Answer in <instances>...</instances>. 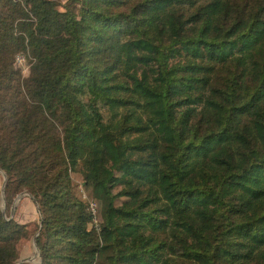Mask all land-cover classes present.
Wrapping results in <instances>:
<instances>
[{"label":"trees","instance_id":"obj_1","mask_svg":"<svg viewBox=\"0 0 264 264\" xmlns=\"http://www.w3.org/2000/svg\"><path fill=\"white\" fill-rule=\"evenodd\" d=\"M0 170L41 264H264V0H0ZM29 236L0 204V264Z\"/></svg>","mask_w":264,"mask_h":264},{"label":"rangeland","instance_id":"obj_2","mask_svg":"<svg viewBox=\"0 0 264 264\" xmlns=\"http://www.w3.org/2000/svg\"><path fill=\"white\" fill-rule=\"evenodd\" d=\"M65 6L70 0H54ZM263 1V0H262ZM82 6L78 4V9ZM34 63V59L28 54H18L15 59V67L21 73L23 79L30 76V70ZM107 108H102V112L106 121L110 120V113ZM72 189L73 193L82 202L88 204V210L92 214L90 204H97V215L93 222L89 225V230L99 231L101 218H100V206L96 200L93 199L91 189L86 186L83 175L80 172L71 173ZM122 174H118L117 178L120 179ZM8 178L7 174L0 170V204L3 212V216L6 220H15L17 223L26 224L29 228L30 236L20 244V257L16 264H41V255L39 249H36V238L41 232V213L38 203L35 202L34 197L27 191L19 192L9 203L11 191L7 190ZM113 194L117 197V206H122L127 202H130V198L125 195V186L119 182H115L112 185ZM144 196V195H143ZM163 203H159L156 208H160ZM154 208V209H156ZM39 229L37 232L36 230ZM36 232V233H35ZM180 239L179 237L174 238L173 235L170 237L164 231L157 232V241L166 242V248L164 254L168 258H178L181 256L182 251L179 247V243L175 240ZM38 248V247H37ZM31 259L30 262H22L23 260ZM22 262V263H21Z\"/></svg>","mask_w":264,"mask_h":264},{"label":"built area","instance_id":"obj_3","mask_svg":"<svg viewBox=\"0 0 264 264\" xmlns=\"http://www.w3.org/2000/svg\"><path fill=\"white\" fill-rule=\"evenodd\" d=\"M90 209L92 210V214H93L94 219H95V217L97 215V204L91 203L90 204Z\"/></svg>","mask_w":264,"mask_h":264},{"label":"water","instance_id":"obj_4","mask_svg":"<svg viewBox=\"0 0 264 264\" xmlns=\"http://www.w3.org/2000/svg\"><path fill=\"white\" fill-rule=\"evenodd\" d=\"M10 220V219H9ZM36 249L38 250V248H37V246H36ZM31 261V259H26V260H23L22 262H30ZM21 262V263H22Z\"/></svg>","mask_w":264,"mask_h":264}]
</instances>
